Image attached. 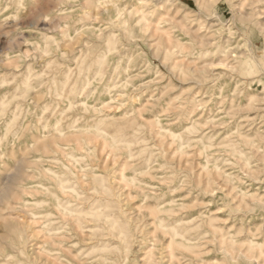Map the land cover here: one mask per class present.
Instances as JSON below:
<instances>
[{
  "label": "rangeland",
  "instance_id": "1",
  "mask_svg": "<svg viewBox=\"0 0 264 264\" xmlns=\"http://www.w3.org/2000/svg\"><path fill=\"white\" fill-rule=\"evenodd\" d=\"M251 1L0 0V264H264Z\"/></svg>",
  "mask_w": 264,
  "mask_h": 264
},
{
  "label": "bare ground",
  "instance_id": "2",
  "mask_svg": "<svg viewBox=\"0 0 264 264\" xmlns=\"http://www.w3.org/2000/svg\"><path fill=\"white\" fill-rule=\"evenodd\" d=\"M264 3V0H252L251 1V5L252 6H259V4H263ZM1 4H3V3H1ZM255 8V7H254ZM114 11V10H113ZM40 13H38L37 15H39ZM40 15H43V14H40ZM39 15V16H40ZM39 16H36L37 18V20H38V18L40 19L41 17H39ZM117 18H118V16H116ZM35 18V17H34ZM37 20H35V22L37 21ZM236 21V20H235ZM32 22V21H31ZM36 24V23H35ZM37 24H38V22H37ZM30 25V24H29ZM204 42V41H203ZM202 42V43H203ZM205 43V42H204ZM251 45H252V47L254 46V44L253 43H251ZM205 52L208 54V53H211L212 52V49L211 48H205ZM232 54L234 55V53L233 52H231V51H228L227 49L226 50H223V55H224V57L226 58V59H229V58H231L232 57ZM263 70V69H262ZM264 72V71H263ZM97 73V72H96ZM95 74V73H94ZM88 79V78H87ZM88 83V82H87ZM86 83V84H87ZM89 83H90V80H89ZM84 87H85V85H84ZM83 89V88H82ZM84 90V89H83ZM85 91V90H84ZM93 111V110H92ZM250 145V144H249ZM248 147H250V146H248ZM252 148H254L253 146H252ZM259 149H260V147H259ZM261 150V149H260ZM253 151H254V149H253ZM253 151H250V152H253ZM257 152V153H256ZM259 152H261V151H259ZM256 153V154H255ZM255 153L253 152V154H255V155H257L258 154V151H257V149H256V151H255ZM263 153V152H262ZM261 154H259V156H260ZM264 154H262V156H263ZM254 156V155H253ZM262 156H260L261 157V159L260 160H262L263 159V157ZM257 158V157H256ZM258 159V158H257ZM257 161H259V160H257ZM241 164V163H240ZM249 164V163H248ZM241 167V166H240ZM244 167V166H243ZM243 167H241L242 169H243ZM250 167V166H249ZM248 167V168H249ZM246 168V167H245ZM246 170V169H245ZM251 170H252V167H251ZM247 171H250V169L248 170L247 169ZM246 171V172H247ZM255 170H253V172H254ZM256 173H257V171H255ZM259 173V172H258ZM250 177L252 178V181H253V176H252V172L250 171ZM256 175V174H255ZM255 179V178H254ZM253 196V195H252ZM261 196H263V195H261ZM250 197V196H249ZM257 197V196H256ZM259 198H260V196H259ZM254 199V198H253ZM257 199V198H256ZM255 200V199H254ZM253 201V200H252ZM258 201V200H257ZM259 201L261 202V200L259 199ZM264 203V202H263ZM246 205V204H245ZM169 207V206H168ZM243 208H244V206H243ZM173 209V208H172ZM263 209V208H262ZM163 210V209H162ZM157 211V210H156ZM164 211V210H163ZM170 210L168 209L167 210V212H169ZM172 211V210H171ZM165 212V211H164ZM166 212V213H167ZM161 213V212H160ZM170 213V212H169ZM256 214V213H255ZM252 217V216H251ZM256 217V216H255ZM261 217V216H260ZM178 227V226H177ZM163 228H164V226H163ZM175 235V234H174ZM252 243V248L253 247H256L257 246V248L259 247V248H261V250H263L262 249V246H264V242H262V243H253V242H251L250 241V244ZM256 250H258L259 251V249H256ZM252 251V250H251ZM257 251V252H258ZM247 252V251H246ZM246 252H244V253H246ZM248 253V252H247ZM261 253V252H260ZM249 254H251V253H249ZM247 256V255H246ZM262 258H263V255H262ZM253 259V258H252ZM257 262V261H256ZM258 263V262H257Z\"/></svg>",
  "mask_w": 264,
  "mask_h": 264
}]
</instances>
